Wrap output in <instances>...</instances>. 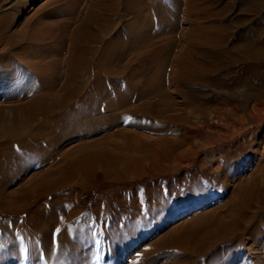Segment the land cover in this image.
I'll use <instances>...</instances> for the list:
<instances>
[{
    "label": "bare ground",
    "instance_id": "bare-ground-1",
    "mask_svg": "<svg viewBox=\"0 0 264 264\" xmlns=\"http://www.w3.org/2000/svg\"><path fill=\"white\" fill-rule=\"evenodd\" d=\"M124 1V5H120L121 0H90L82 22L67 38L65 79L58 84L55 72L50 78L38 73L42 92L14 105L10 116L0 108V214L4 216V223L22 216L20 230L25 233L37 228L45 249L50 247L47 241L54 238L51 225L58 224L60 214L68 218L73 211L64 204L58 206L53 200L49 212L44 209L41 212L39 206V209L32 207V192L55 194L78 177L89 180L98 166L118 177L115 169L123 161L122 157H116L106 147L105 138L99 141L101 133L109 131L113 125V119L137 115L135 117L141 120H156L158 130L168 120L186 121L183 115L173 116L169 112L182 110L187 104L204 111L199 103L192 102L196 97L194 88L208 89L222 82L230 86L233 81L242 84L240 88L235 87L238 92L244 91V86L251 90L247 91L241 105L244 111L237 117L233 114L235 120H247L244 116H249L252 126L264 117V107L259 114L251 115L249 104L254 100L252 109L264 106V16L259 15L264 0H240L243 14H230L227 4L216 9L213 0ZM128 13L133 14L132 21L120 33L111 35L109 32L117 24V15L120 18ZM3 19L2 16L0 27H4ZM64 24L57 27L58 34H62ZM57 32L53 34L47 28L44 36L50 35L55 42L63 43L64 39ZM119 71L124 75L118 74ZM198 97L210 102L207 95ZM222 111L214 122L231 119L229 113ZM233 127L234 133L247 128L235 124ZM262 127L254 135L244 137L237 148H263L258 154L264 158V125ZM198 131L190 132L198 134ZM226 137H221L220 141ZM185 141L186 138L159 135L158 143L145 156L153 162L175 155L182 157L188 153L179 149ZM200 149L201 146H195L190 157ZM230 153L238 157L241 149ZM253 154L255 157L256 153ZM180 166L179 161L162 171L171 173ZM236 179L225 201L202 210L179 226L162 231L139 256L165 254L163 258L167 259L163 264H213L215 260L224 263L227 254L226 261L233 258V252L224 250L225 245L239 242L246 234L255 243L260 237L264 238V174L253 169L250 174ZM228 181L224 179L226 186ZM209 183L214 181L209 179ZM193 186L188 187V201L206 199L204 192L195 191L202 185L194 182ZM57 198L61 200L62 195L58 194ZM149 212L153 215L158 211L151 208ZM6 230L0 232L2 243L8 242L3 234ZM95 234L83 235L77 230L75 238L81 240L90 236L93 241ZM91 255L94 258L91 252L87 262ZM110 256L105 248L102 259L106 262ZM153 258L159 260V257ZM72 261L78 263L79 257L76 255ZM37 262L40 264L39 259ZM62 263L65 264H58Z\"/></svg>",
    "mask_w": 264,
    "mask_h": 264
},
{
    "label": "rangeland",
    "instance_id": "rangeland-1",
    "mask_svg": "<svg viewBox=\"0 0 264 264\" xmlns=\"http://www.w3.org/2000/svg\"><path fill=\"white\" fill-rule=\"evenodd\" d=\"M121 1L120 5L125 2ZM212 3L216 9L223 7L224 4L229 5L230 14H243L240 0H213ZM89 5L90 0H0V18L3 16L5 19L2 20L5 21L4 27H0V108L7 116L13 112L14 105L21 104L35 93L42 92L41 78L38 73L50 78L55 72L54 75L59 77L58 84L65 79L67 67L64 60L67 59V38L80 25ZM259 13L264 16V8ZM117 17L115 28L113 27L109 32L111 35L120 33L134 18L132 13L120 18L117 15ZM63 24L65 27L62 34H58L57 27ZM47 28L53 34L57 32L56 34L61 35L64 42H55L50 35L44 36ZM114 65L117 67L118 64L115 62ZM118 74L124 75L121 71ZM232 83L234 84L226 86L222 82L211 85L208 89L194 88L196 97L191 98L192 102L194 100L193 103H199L204 111H199L188 104L183 106L182 110H170L172 112L169 114L183 115L187 120H168L163 127L157 126L158 130L155 129L158 123L156 120L153 122L147 118L141 120L140 117V119L137 118V115H135L137 117L129 115V117L115 118L118 121L113 119V125L110 126L109 131H104L112 134L109 133V136L102 132L99 141L105 138L106 147L116 157H122L123 161L116 165L115 169L118 177L98 166L89 180L78 177L60 188L57 194L44 195L32 192L30 198L32 207L39 206L41 212L43 209L44 212H49L54 201L58 202V206L61 207L64 204L68 210L73 211L72 216L68 218L60 214L58 224L51 225L55 244L52 242L53 238L50 239L51 242L47 241V247L50 245L49 249L44 248L43 238L39 236L37 228L35 231L31 228L32 232L25 233L20 230L23 223L22 216L5 220L4 223V216L0 214V232L8 229L3 232L4 239L8 242L2 243L4 240H0L2 245L0 264H36L38 259L40 264H58L59 262L89 264L92 261L96 264L165 263L167 259L163 258L165 254H162L163 256L142 254L143 257L137 254L146 250L152 239L159 236L162 231L179 226L202 210L210 209L225 201L231 195L238 176H246L253 169L257 173L264 174V158L258 154H261L263 148L251 149L250 146L244 150L237 148L240 147L238 143L244 137L248 138L250 134L254 135L263 128L264 117L252 126L249 125V116H244L248 121L235 120L244 111L241 105L244 103L245 95L251 90L248 86H244V91L238 92L236 88H240L242 84L236 81ZM24 94L28 96L22 98ZM203 94L210 98V102H205L203 97H198ZM252 101L254 100L249 102L251 115L259 114L264 106L259 105L252 109ZM221 110H223L222 113H229L231 119L225 122H214L221 114ZM235 113L236 117L233 116ZM233 124L236 127L247 128L241 133H234ZM188 125L194 127L190 129ZM197 129H199L198 134L190 132ZM161 133L172 138H186L179 149L187 150L188 153L182 157L175 155L159 162L150 160L148 155H145L151 153V147L158 143L156 141L158 136L162 135ZM229 135H231L230 139ZM224 136H227L226 140L220 141ZM254 139L255 137L252 138ZM197 145L201 146V149L191 158L192 149ZM230 149H241V154L238 157L233 156ZM253 153H256L255 157ZM179 161L181 166L177 171L171 173L162 171L170 166L174 167ZM209 179L214 183L210 184ZM224 179L226 183L229 180L228 186ZM194 182L200 183L203 189V191L201 189L195 191L204 192L207 195L206 199L200 202L188 201V187H194ZM58 194L62 195L61 200L57 198ZM65 197L68 198L63 200ZM151 208L158 212L151 215L149 212ZM61 217L64 219H60ZM37 222H39L38 219ZM77 230H81L83 235L96 233V236H93V241L90 240V236L77 240L75 238ZM259 239L255 243L249 240L246 234L240 238L241 242L239 240V242L234 241L225 245L224 250L233 252V258L226 261L227 254L224 256V263H221L264 264V238ZM105 248L111 255L106 262L102 259ZM91 252L94 253V258L91 255V259L88 258L87 262L86 259ZM41 254H44L43 260L40 259ZM76 255L79 257L78 263L72 261ZM213 255L210 256L213 257ZM153 257H159V260H153ZM216 261H213V264H221Z\"/></svg>",
    "mask_w": 264,
    "mask_h": 264
},
{
    "label": "snow or ice",
    "instance_id": "snow-or-ice-1",
    "mask_svg": "<svg viewBox=\"0 0 264 264\" xmlns=\"http://www.w3.org/2000/svg\"><path fill=\"white\" fill-rule=\"evenodd\" d=\"M57 232L59 231V229L56 230ZM53 244H55V237L53 238ZM0 247H2V245H0ZM139 255V254H137ZM40 259L43 260L44 259V254H41Z\"/></svg>",
    "mask_w": 264,
    "mask_h": 264
}]
</instances>
